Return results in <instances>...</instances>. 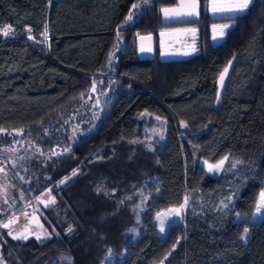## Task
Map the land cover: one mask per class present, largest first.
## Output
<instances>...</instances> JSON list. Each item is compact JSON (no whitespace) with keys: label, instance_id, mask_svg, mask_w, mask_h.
<instances>
[{"label":"trees","instance_id":"16d2710c","mask_svg":"<svg viewBox=\"0 0 264 264\" xmlns=\"http://www.w3.org/2000/svg\"><path fill=\"white\" fill-rule=\"evenodd\" d=\"M199 1L201 19L181 26L196 28L198 53L141 61L138 38L177 27L162 9L179 0H0V28L11 27L0 34V130L44 160L21 177L0 158L21 188L0 214L6 264L59 253L72 264H264V218L236 220L264 192V0L223 19ZM225 159L219 177L201 164ZM48 194L57 206L39 216L53 238L11 237L5 225ZM185 200L184 224L163 239L159 215Z\"/></svg>","mask_w":264,"mask_h":264},{"label":"rangeland","instance_id":"374dc122","mask_svg":"<svg viewBox=\"0 0 264 264\" xmlns=\"http://www.w3.org/2000/svg\"><path fill=\"white\" fill-rule=\"evenodd\" d=\"M254 0H252L253 2ZM235 0H211L210 3V10L212 14L219 19L223 18H229L233 16L240 15L247 11V9L252 4L249 3L248 7L243 10L242 12H227V11H214V6L220 7L222 5H227L229 3H234ZM229 28V24H218L215 26L213 30V43L218 44L221 42L225 35L226 29ZM189 35L179 44H175L172 49L173 54L166 56L167 59H180L183 57H190L194 56L198 53L197 48V37L198 33L196 28H192ZM221 32H223V35L221 36ZM44 42L48 43V33L45 36ZM215 37V38H214ZM231 67H228L227 70L223 73V81L220 79V96H222V93L224 91L229 73H230ZM90 112V111H89ZM70 117V115H69ZM68 117V118H69ZM82 120V119H81ZM68 121L67 119L65 122ZM88 120L84 119L82 122L85 124ZM81 122V123H82ZM161 129H164L162 127ZM59 132H63V129L59 128ZM19 133H13L8 132L4 130H0V158L7 160L12 165L13 169L21 176L25 175L27 172L26 169H29V171H35L39 166H41L42 163H44L43 158H41V151L35 150L32 148H25L24 150H20L19 152L16 151L17 148H19L20 145H24L23 138L19 136ZM223 162V163H221ZM217 164H212L207 161H202L201 164L203 167L207 169L210 175L214 177H219L228 162V159H225ZM4 171L0 172V214L7 211L13 200V196L18 193L19 190H21L19 182H16V178L14 175L9 171V168L7 165H3ZM23 172V173H22ZM28 173V172H27ZM25 177V176H24ZM15 179V180H14ZM34 179V178H33ZM31 183V184H30ZM28 184L29 187L31 186L33 188L34 186V180H31ZM264 193V192H262ZM138 201L135 204V211L137 218L140 219L143 214L144 210L146 208V199L139 195ZM45 200H47L46 206L47 208H55L56 205V198L50 194L45 197ZM260 201V198H259ZM186 200L183 206L174 208L168 211H165L159 215L158 218V225H159V236L163 239L166 238L168 230L170 225H181L184 224L185 214H186ZM27 211V214H23L19 218H17V222L11 225L8 230L10 231L11 237L18 240L27 241L31 238H36L38 241L44 243L49 241L53 238V235L50 233V231L46 228L44 223L42 222L39 214L32 208H29ZM61 208L58 209L56 212L60 213ZM264 218V208H261L258 212L257 209L255 211V214L251 218H246L243 216H236V220L240 221L243 219L250 220L251 222H259ZM135 237H137L140 232L139 230L135 229L132 233ZM19 237V238H17ZM112 260H107L105 264L112 263ZM73 258L64 253H59L55 257H51L48 260L47 264H72ZM0 264H6L4 259L1 255V247H0Z\"/></svg>","mask_w":264,"mask_h":264},{"label":"water","instance_id":"95a60500","mask_svg":"<svg viewBox=\"0 0 264 264\" xmlns=\"http://www.w3.org/2000/svg\"><path fill=\"white\" fill-rule=\"evenodd\" d=\"M195 5V7H193ZM188 13H193L189 15ZM201 19L199 0H179L178 4L162 9V20L165 25L176 26L190 24ZM191 29H173L160 33L159 39L162 52L172 45L179 44L189 35ZM157 39L154 35H143L138 38L137 52L141 61H153L156 58Z\"/></svg>","mask_w":264,"mask_h":264},{"label":"snow or ice","instance_id":"6c2138e0","mask_svg":"<svg viewBox=\"0 0 264 264\" xmlns=\"http://www.w3.org/2000/svg\"><path fill=\"white\" fill-rule=\"evenodd\" d=\"M252 0H235L234 3H229L227 5H222L220 7H216L214 6V11H227V12H242L243 10H245L249 3H251ZM193 7H195V5H193ZM189 15H192L193 13H188ZM11 32V27L6 25L2 28H0V34L4 35V36H8ZM221 36L223 35V32L220 33ZM47 35L46 31H45V36ZM215 38V37H214ZM221 81H223V76H221ZM223 163V162H221ZM261 208H264V193L260 194V201L257 203L256 205V209L259 212ZM5 227H7V225H5ZM245 234L247 233V229L244 230ZM19 238V237H17ZM241 239H245V236H241Z\"/></svg>","mask_w":264,"mask_h":264},{"label":"flooded vegetation","instance_id":"af4514ba","mask_svg":"<svg viewBox=\"0 0 264 264\" xmlns=\"http://www.w3.org/2000/svg\"><path fill=\"white\" fill-rule=\"evenodd\" d=\"M182 25H188V24H182ZM182 25H176L177 27H174L172 29H169V30H173V29H186L187 27H181ZM166 31V30H165ZM192 33V32H191ZM174 46V45H172ZM175 47V46H174ZM174 47H170L166 52H162V49H161V44H160V39L159 41H157V46H156V56H157V52H161L163 53V57L166 58V56L170 55L171 53L173 54L174 52H172V49ZM3 163H5L2 159H0V172L1 171H4L3 169ZM39 201V204H38V207H36L34 210L39 214V211L44 208V209H48L47 206H46V203H47V200H45V197H40L38 199ZM41 206V207H40ZM33 209V208H32ZM23 214H27V211H24L23 213H20L16 216V218L7 225V227L9 228L11 225H13L14 223L17 222V218H19L20 216H22ZM10 232V231H9Z\"/></svg>","mask_w":264,"mask_h":264},{"label":"built area","instance_id":"2783aa9c","mask_svg":"<svg viewBox=\"0 0 264 264\" xmlns=\"http://www.w3.org/2000/svg\"><path fill=\"white\" fill-rule=\"evenodd\" d=\"M11 34V33H10ZM10 34L8 36H10Z\"/></svg>","mask_w":264,"mask_h":264}]
</instances>
